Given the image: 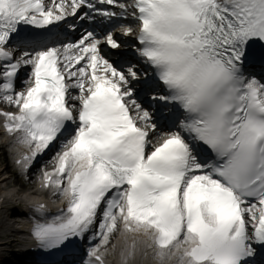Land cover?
Here are the masks:
<instances>
[{"label":"snow or ice","instance_id":"obj_1","mask_svg":"<svg viewBox=\"0 0 264 264\" xmlns=\"http://www.w3.org/2000/svg\"><path fill=\"white\" fill-rule=\"evenodd\" d=\"M0 103L39 249L264 264V0H0Z\"/></svg>","mask_w":264,"mask_h":264},{"label":"rangeland","instance_id":"obj_2","mask_svg":"<svg viewBox=\"0 0 264 264\" xmlns=\"http://www.w3.org/2000/svg\"><path fill=\"white\" fill-rule=\"evenodd\" d=\"M5 159H4V157H0V163L2 162V161H4ZM4 163L6 164V161H4Z\"/></svg>","mask_w":264,"mask_h":264},{"label":"bare ground","instance_id":"obj_3","mask_svg":"<svg viewBox=\"0 0 264 264\" xmlns=\"http://www.w3.org/2000/svg\"><path fill=\"white\" fill-rule=\"evenodd\" d=\"M1 192V191H0Z\"/></svg>","mask_w":264,"mask_h":264}]
</instances>
